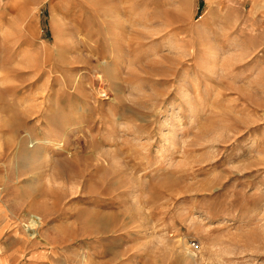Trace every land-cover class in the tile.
I'll list each match as a JSON object with an SVG mask.
<instances>
[{
    "label": "rangeland",
    "instance_id": "rangeland-1",
    "mask_svg": "<svg viewBox=\"0 0 264 264\" xmlns=\"http://www.w3.org/2000/svg\"><path fill=\"white\" fill-rule=\"evenodd\" d=\"M0 264H264V0H0Z\"/></svg>",
    "mask_w": 264,
    "mask_h": 264
},
{
    "label": "built area",
    "instance_id": "built-area-1",
    "mask_svg": "<svg viewBox=\"0 0 264 264\" xmlns=\"http://www.w3.org/2000/svg\"><path fill=\"white\" fill-rule=\"evenodd\" d=\"M191 246H192V249H194V250H196L198 248L197 244H195L193 242L191 243Z\"/></svg>",
    "mask_w": 264,
    "mask_h": 264
}]
</instances>
